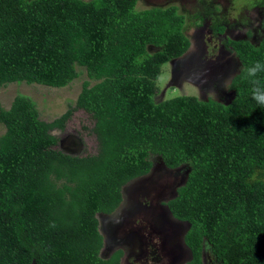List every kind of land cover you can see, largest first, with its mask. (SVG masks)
<instances>
[{
	"label": "trees",
	"instance_id": "1",
	"mask_svg": "<svg viewBox=\"0 0 264 264\" xmlns=\"http://www.w3.org/2000/svg\"><path fill=\"white\" fill-rule=\"evenodd\" d=\"M137 1L0 0V85L63 87L85 72L74 104L51 120L25 95L0 104V264H121V249L100 255L97 214L119 206L123 186L149 173L155 155L170 169L188 165L165 202L187 224L183 264H204L205 249L208 264H264V107L241 69L227 103L156 101L161 66L190 46L186 17ZM225 43L241 68L264 62V34ZM76 109L93 119V154L57 147L53 131Z\"/></svg>",
	"mask_w": 264,
	"mask_h": 264
},
{
	"label": "rangeland",
	"instance_id": "2",
	"mask_svg": "<svg viewBox=\"0 0 264 264\" xmlns=\"http://www.w3.org/2000/svg\"><path fill=\"white\" fill-rule=\"evenodd\" d=\"M262 1L138 0V9L175 6L177 12L185 14V32L189 39L195 40V43L199 40L200 46H204V39L207 38L212 41L213 47L219 48V51L212 50V53H205L196 59L197 45L189 47L184 56L193 57L197 62L200 60V69L195 62V66L188 64L189 58L180 63V67L176 66L174 60L165 62L156 81L159 91L155 100L190 94L202 100L211 97L223 103L229 102L233 91L225 89L223 84L241 69V64L233 53L231 59H221L220 55L225 54L226 57L231 51L224 41L231 38V32H236L243 38L247 32L246 39L253 44L258 43L264 34ZM198 11L202 13V19L193 16ZM217 22L224 27V31L219 34L213 27ZM156 49L153 46L148 47L149 51ZM224 72L218 82L215 75ZM228 75L229 78H224ZM84 78L85 72H82L63 87L23 81L0 85V104L3 108H8L17 94L25 95L35 104L42 119L51 120L62 114L68 105L74 104ZM212 90L216 95L208 94ZM92 124L93 119L89 113L83 109L74 110L66 120L64 128L53 131L58 137L57 147L78 155L93 154L97 142L95 135L90 132ZM3 132L4 127L0 124V135ZM151 159L153 166L149 173L123 186L122 201L116 210L108 215L97 214L99 231L104 240L100 255L107 257L112 251L121 249V264H183L189 258V250L183 243L187 224L173 218L165 202L174 196L176 187L184 182L188 165L185 163L175 169H168L159 156H151ZM134 202L142 205L135 208ZM209 259L210 251L205 249L203 263L208 264Z\"/></svg>",
	"mask_w": 264,
	"mask_h": 264
},
{
	"label": "clouds",
	"instance_id": "3",
	"mask_svg": "<svg viewBox=\"0 0 264 264\" xmlns=\"http://www.w3.org/2000/svg\"><path fill=\"white\" fill-rule=\"evenodd\" d=\"M193 44H195V42L190 39V46L189 47H191ZM187 50H186V52H187ZM186 52H184L183 54H185ZM195 56L199 57V50L197 51V54ZM234 56L236 57V55H234ZM240 71L244 74V78L248 81V83L250 85L249 91H250L251 99L254 100L257 105L264 107V82H262L258 79V74L264 73V62L257 60L255 62L251 63L250 65L242 67ZM231 73H233V71ZM236 73H233L232 77ZM232 77L229 78V75L224 77V78H229V79H226L224 81L223 87L225 89H230L229 86L231 85ZM208 94L209 95H216V92L214 90H212V91H209ZM173 169H175V168H173ZM101 214H103V213H101ZM103 215H108V214H103ZM103 244H104V240H103ZM102 248H103V246H102ZM100 253H101V251H100Z\"/></svg>",
	"mask_w": 264,
	"mask_h": 264
},
{
	"label": "flooded vegetation",
	"instance_id": "4",
	"mask_svg": "<svg viewBox=\"0 0 264 264\" xmlns=\"http://www.w3.org/2000/svg\"><path fill=\"white\" fill-rule=\"evenodd\" d=\"M224 31V30H223ZM216 33H222V32H216ZM250 33V32H249ZM230 34V36H231V38L232 39H240V38H243V36L242 35H240V34H236V32H231V33H229ZM246 36H247V32H246V34H244V38H246ZM196 40H198V39H196ZM195 41V40H194ZM199 41V40H198ZM198 41H196L197 43H195L196 45H197V47L195 48V50H199V57L201 56V55H203V54H205V53H212V50H214L215 51V49L216 50H218L219 48L218 47H213V43H212V41L210 40V39H207V38H205L204 39V46H200V44H199V42ZM224 43H225V41H224ZM220 44H222V43H220ZM226 44V43H225ZM223 45V44H222ZM227 45V44H226ZM228 46V45H227ZM229 48H230V46H228ZM231 49V48H230ZM219 51V50H218ZM232 53L235 55V53L232 51V49H231V51H229V53H228V55H226V57H225V54H222V55H220V57H221V59H223V60H228V58H230L231 59V56H232ZM182 55H184V54H182ZM228 57V58H227ZM187 57L186 56H183V57H181V59H176V58H174V59H172V60H174L175 61V63H176V66L177 67H180V63H182L185 59H186ZM233 58V57H232ZM189 59H191L190 61H192L193 63L195 62H197V60H194V58L193 57H190ZM199 62H200V60L197 62V66H199V68L198 69H200V66H202L201 64H199ZM194 63V64H195ZM193 64V66H195ZM199 64V65H198ZM183 68H185L184 66H183ZM197 69V70H198ZM226 71H228V70H226ZM225 74V72L224 73H222L221 75L219 74V73H217L215 76H216V80L218 81V82H220V77L222 76V75H224ZM134 205H135V208H139V206H141L142 204L141 203H137V202H134ZM160 205H161V201H160ZM149 207H152V208H154V206H149ZM126 208H127V206H126ZM122 214H123V212H121ZM176 220H178V219H176ZM179 221H181V220H179ZM183 222V221H182Z\"/></svg>",
	"mask_w": 264,
	"mask_h": 264
},
{
	"label": "water",
	"instance_id": "5",
	"mask_svg": "<svg viewBox=\"0 0 264 264\" xmlns=\"http://www.w3.org/2000/svg\"><path fill=\"white\" fill-rule=\"evenodd\" d=\"M185 55V54H184ZM194 56V55H193ZM181 57H183V55L182 56H180V57H177L176 59H181ZM187 58H190V57H187ZM186 58V59H187ZM198 58V56H196V59ZM188 61H190V59H188ZM197 63V62H196ZM188 64H194L192 61H190ZM168 169H170V168H168Z\"/></svg>",
	"mask_w": 264,
	"mask_h": 264
}]
</instances>
